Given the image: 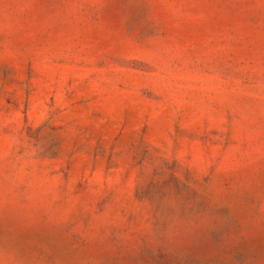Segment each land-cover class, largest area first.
Here are the masks:
<instances>
[{
    "label": "rangeland",
    "instance_id": "1",
    "mask_svg": "<svg viewBox=\"0 0 264 264\" xmlns=\"http://www.w3.org/2000/svg\"><path fill=\"white\" fill-rule=\"evenodd\" d=\"M0 264H264V0H0Z\"/></svg>",
    "mask_w": 264,
    "mask_h": 264
}]
</instances>
